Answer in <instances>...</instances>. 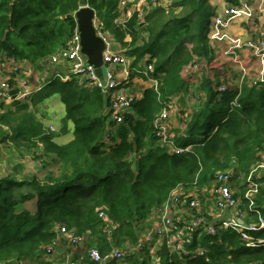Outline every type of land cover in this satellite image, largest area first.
Here are the masks:
<instances>
[{
    "label": "trees",
    "instance_id": "16d2710c",
    "mask_svg": "<svg viewBox=\"0 0 264 264\" xmlns=\"http://www.w3.org/2000/svg\"><path fill=\"white\" fill-rule=\"evenodd\" d=\"M226 1L240 5V0ZM121 2L0 0V73L6 63L14 67L26 62L42 70L43 63L66 45L78 26L75 13L88 4L102 27L136 58L135 64L145 57L154 63L150 75L159 82L158 89H144L133 112L111 132L109 143L104 139V111L110 99L98 87H84L77 77L47 80L29 102H16L7 111H2L0 104V144L11 141L33 153L43 146L42 157L53 155L60 166L59 175L50 173L43 180L0 178V264H48L42 248L57 238V228L63 224L78 233L91 230L89 247L98 246L104 254L113 245L136 242L139 231L148 225L152 209L178 185L191 184L195 178L200 186L210 184L218 171L231 167L248 172L264 150V83H244L238 105L232 109L238 93L217 92L209 79L207 97L194 111L185 130L187 137L177 138L179 144L192 145L193 150L177 155L157 144L154 117L169 95L188 90L183 70L194 57L209 58L207 32L216 7L210 0H175L168 9L154 8L146 17L145 28L137 30V12L125 25L115 24ZM142 31L147 37L141 36ZM127 33L131 41L125 40ZM15 77L13 73V84ZM55 93L61 94L66 105L65 119L75 126V138L66 145L53 141L55 134L32 110ZM22 187L30 191L22 193ZM36 198V212L23 208ZM256 203L264 214V185ZM246 206L243 198L242 207ZM102 208L119 224L113 242L102 232ZM256 236L264 237V228ZM201 242L208 245L204 256L175 255L170 263L169 256L161 254V264H264V246L246 247L229 229L204 236ZM146 253L124 263L113 260L107 264H153ZM80 264L98 263L86 252Z\"/></svg>",
    "mask_w": 264,
    "mask_h": 264
},
{
    "label": "built area",
    "instance_id": "2783aa9c",
    "mask_svg": "<svg viewBox=\"0 0 264 264\" xmlns=\"http://www.w3.org/2000/svg\"><path fill=\"white\" fill-rule=\"evenodd\" d=\"M174 1L122 0L115 24L125 25L132 14L137 12L139 19L137 30H142L147 24V15L154 8L162 6L168 9ZM84 6L89 5L85 4L81 7ZM258 9L261 14V16L258 15L259 23L255 20L256 13L247 3L234 5L227 2L216 9L207 33L209 47L214 40L225 41L229 43L228 46L216 49L210 58L195 56L193 62L183 70L188 90L177 91L169 95L162 109L154 117L153 128L157 144L168 152L179 155L193 150L192 145L179 144L177 138L187 137L185 130L188 123L205 98V89L202 87L204 74L210 75L211 70L217 67L222 57H232L238 70L241 69L243 72L242 76L238 74L237 83H234L233 79H229L228 75L223 72L221 81H215L213 85L215 91L220 93L228 90L238 93L232 102V109L238 105L237 98L246 79L250 81L246 76L247 59L238 51L246 49L264 64V28L260 26L261 19L264 17V0L261 1ZM237 19L248 22L247 26L251 31L250 39L243 40L224 32ZM94 24L96 34L106 44L103 51V78L96 74V67L89 63L88 56L82 51L81 34L77 26L66 45L43 63V69L38 70L39 75H37L41 79L37 77L34 85L31 86L27 78H23L28 77L24 75H29L31 72L27 73L25 70L27 68L24 66L16 64L14 67H8L6 72H2L4 79L0 90V104L29 102L35 93L41 91L47 80L57 78L66 81L77 77L84 87L88 89L98 87L110 99V104L104 111L107 117L104 139L106 143H109L111 132H114L115 128L125 121L126 115L133 112L134 103L143 97L142 91L133 89V79L140 77L145 81H150L151 86L156 89H158L159 82L150 75L154 71L153 62L145 57L135 64L136 58L127 53L128 48L119 44L110 31L102 27L98 18ZM141 36L147 37V34L142 31ZM125 40H132L129 33L126 34ZM256 51L259 55H256ZM13 73H16L14 84L12 83ZM261 83H264V77L259 78L258 81H252L250 85L259 86ZM183 99H186L185 102L188 103L185 104L183 110L181 109L182 113L180 106ZM188 105L191 106L188 108L186 107ZM47 129L49 132L56 131L54 126H49ZM263 176L264 150L261 151L259 160L248 172L236 171L234 167H231L218 171L210 184L200 186L198 178H195L191 184L178 185L164 202L152 209L148 225L139 231L136 242L127 240L122 246L113 245L112 249L104 254L98 246L89 247L91 230L78 233L75 228H69L63 224L57 228V238L43 246L42 254L48 264H80L87 250L91 261L107 264L113 260L122 263L132 256L147 252L151 263L161 264V247L166 238L168 248L166 256H169V262L172 263L175 255L179 257L204 256L208 252V245L201 242L202 238L216 236L224 229L235 232L246 247L264 246V237L256 236V232L264 228V214L256 203V196L260 192V187L264 185ZM243 198L247 201L245 208L242 207ZM99 217L104 223L102 232L108 235L113 242L111 238L118 230L119 224L113 221L104 208L99 210ZM62 239L68 243L71 252H77V256L82 255L80 260L75 257H71L70 260L67 258V263L54 260L53 254ZM192 244L198 245L189 249L188 246Z\"/></svg>",
    "mask_w": 264,
    "mask_h": 264
},
{
    "label": "crops",
    "instance_id": "0c3cea01",
    "mask_svg": "<svg viewBox=\"0 0 264 264\" xmlns=\"http://www.w3.org/2000/svg\"><path fill=\"white\" fill-rule=\"evenodd\" d=\"M211 0V4L217 8L223 5V3L226 2V0ZM215 4H221L219 6H216ZM264 18V17H262ZM255 20L258 22V15H256ZM248 22H242V21H237L235 20L234 22L231 23V25L224 30L225 33L230 34L231 36H238L242 38L243 40L250 39L251 31L249 27L247 26ZM259 23V22H258ZM261 28H264V21L261 19L260 23ZM258 38L257 31H256V40ZM229 43L225 41H218L214 40L210 43V55L209 58L214 54L216 49H221L224 46L227 47ZM240 55H243L247 61H253L254 63H257L258 69L256 68V76L261 78L264 77V64L255 56H253L248 50L244 49L241 51H238ZM23 66H25L27 69L26 71L32 68L33 66L31 64H28L26 62H20ZM247 63V62H246ZM14 64V62H12ZM11 65L6 63L4 65L5 67V72L8 70V67ZM237 66H235V63L232 60V57H222L220 63L217 65V67L213 68L211 70L210 75L207 73L204 74V77L209 79L210 81L213 82V85L215 84V81H221L222 73L224 72L226 75H228L229 79H233L234 83H237L239 80V76L237 73ZM38 70L35 69L36 77L38 75ZM33 75V74H32ZM3 73L0 74V90L2 89V84H3ZM133 89L142 91L144 93V89L148 87H152V83L150 81H145L144 79L137 77L134 78L132 81ZM237 85V84H235ZM58 94L57 97H49L43 102L37 104L32 110L35 112L36 117L41 120L46 127L49 126H56L53 124L51 120H48L46 123L45 121L52 117L50 114L54 116L61 115L60 117H66L67 112H66V105L62 101V96L60 93H55ZM54 94V95H55ZM9 102H6L3 104V107H7L6 110L2 111H7L11 106ZM50 114H49V113ZM47 114V117H46ZM71 121V120H69ZM73 123V121H71ZM71 126V129L70 127ZM74 123L71 125L70 123H66L63 127L60 129L56 128V133L53 141L58 144V145H66L70 143L74 138ZM57 130H60L57 132ZM61 132H64V136H61ZM44 149L43 146H40L37 150L34 151L41 153L42 150ZM8 153V154H6ZM31 152V150H24L22 148H17L11 141H7L3 144H0V178L5 177V176H12L16 180L23 181L27 180L30 181L33 178H38L40 180H43L45 177H47L50 173H53L54 175H59L60 170H59V163L58 161H55V156L53 155H48L40 159L34 158ZM31 155V156H30ZM33 158V159H32ZM35 159V160H34ZM30 188L29 187H22L21 192H29ZM37 199V198H36ZM35 200V199H34ZM33 202V200H32ZM35 209L37 210L36 206H34ZM24 209H28L25 204H24ZM32 211L31 209H28ZM36 212V211H35ZM54 260L59 262V263H64L66 262L67 258L68 260L71 259V257H75L77 259H81L82 255L77 256V252H71V249L68 247V243L61 241L59 245H57V248L53 254ZM83 260V259H82ZM67 263V262H66Z\"/></svg>",
    "mask_w": 264,
    "mask_h": 264
},
{
    "label": "water",
    "instance_id": "95a60500",
    "mask_svg": "<svg viewBox=\"0 0 264 264\" xmlns=\"http://www.w3.org/2000/svg\"><path fill=\"white\" fill-rule=\"evenodd\" d=\"M246 2L247 0H242ZM75 18L81 34L82 51L88 56V61L96 67V74L103 78V51L106 47L105 42L96 34L94 21L97 13L90 6L81 7L76 13ZM241 222L242 219H241ZM162 255H168L167 239L161 247Z\"/></svg>",
    "mask_w": 264,
    "mask_h": 264
},
{
    "label": "rangeland",
    "instance_id": "374dc122",
    "mask_svg": "<svg viewBox=\"0 0 264 264\" xmlns=\"http://www.w3.org/2000/svg\"><path fill=\"white\" fill-rule=\"evenodd\" d=\"M220 1V0H219ZM225 1V0H224ZM223 1V2H224ZM261 1L262 0H247L246 2H243L242 0H240V5H242V4H244V3H247V4H249L250 6H251V10L253 11V12H255L256 13V15H259V16H261V14L259 13V9H258V7H259V4L261 3ZM210 3H211V0H210ZM225 3H227V1L225 2ZM225 3H223V5L225 4ZM216 6H219V5H221V4H215ZM222 5V6H223ZM222 6H220V7H222ZM262 20L264 21V18H262ZM237 21H241V20H239V19H237ZM257 22V21H256ZM258 23V22H257ZM208 33V32H207ZM256 55H259V53L256 51ZM258 64L257 63H254L253 61H247V64H246V67H247V69H248V72H247V75L246 76H248L249 77V82L247 81V79H246V81H245V83H248L249 85L251 84V82L253 81V82H255V81H258L259 80V77H257L256 76V68L258 69V66H257ZM235 66H237V65H235ZM237 69H238V66H237ZM34 70L35 69H33V73H32V68L31 69H29L28 68V70L26 71L27 73H29L30 71V73H29V75H27V74H25L24 76H28V77H23V78H27L26 80L29 82V84L32 86V85H34V80H36V78L38 77V78H40V76H37L36 77V74H34ZM237 71V73L239 74V75H241L242 76V74H243V72H242V70L241 69H239V70H236ZM33 74V75H32ZM39 75V74H38ZM245 76V77H246ZM42 77V76H41ZM37 78V79H38ZM41 79V78H40ZM206 77H203V80H202V87L205 89V98L207 97V91H206ZM58 96V94H52V95H50L49 97H57ZM49 97H46L44 100H46L47 98H49ZM205 98H204V100H205ZM43 100V101H44ZM42 101V102H43ZM41 103V102H40ZM188 102H182V104H181V106H180V111H181V109L183 110V108L185 107V104H187ZM10 106L12 107L13 106V104H10ZM191 105H188V106H186V107H190ZM6 108L7 107H3V110H6ZM182 112V111H181ZM49 113V112H48ZM183 113V112H182ZM50 114V113H49ZM52 117H50L49 119H47L45 122L47 123L48 122V120H51L52 122H53V124L56 126V128H58V129H60L61 127H63L66 123H70L71 125L73 124L71 121H69V120H66L65 119V117H60L61 115H58V116H54V115H52V114H50ZM46 117H47V114H46ZM70 127V129H71V126H69ZM60 130H57V132H59ZM53 134H55L56 132H52ZM64 132H61V136H63V137H65L64 136ZM6 154H8V153H6ZM33 155V157L35 158L36 157V159H40V158H43L42 157V155L40 154V153H34V154H32ZM31 156V155H30ZM33 159V158H32ZM35 160V159H34ZM25 206L28 208V209H31L32 210V212H35L36 211V209H35V207L34 206H36V208H37V199H35V200H33V202L32 201H28V202H26L25 203ZM23 207H24V205H23ZM23 209V208H22ZM126 242V241H125ZM123 245V244H122ZM121 245V246H122ZM87 252V250L84 252V254ZM121 263V262H120ZM124 263V262H123ZM30 264V263H29Z\"/></svg>",
    "mask_w": 264,
    "mask_h": 264
}]
</instances>
